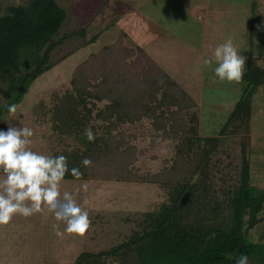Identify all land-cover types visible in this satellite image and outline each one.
<instances>
[{"label":"rangeland","instance_id":"1","mask_svg":"<svg viewBox=\"0 0 264 264\" xmlns=\"http://www.w3.org/2000/svg\"><path fill=\"white\" fill-rule=\"evenodd\" d=\"M55 1L66 10L67 20L63 25L64 31L74 26L73 23L77 27L80 23L81 29L84 30V39L88 44L77 49L67 58L59 60L52 68L36 78L25 92L23 101L16 106V111L7 112L0 121V129L5 130L9 125L31 127L34 135L29 147L51 155L68 148L77 147L84 150L87 147V138L82 134L59 137L52 129L50 116L42 118L39 114L35 115L34 106L44 101L47 109L51 104L58 103V96L66 94L67 91L75 93V90L81 91L82 97L90 101L92 98L87 97L88 94L85 91L97 93L100 80L91 76V70H83L90 76V79H75L73 83L70 79L72 61L78 60V55L82 56L80 62L90 58L91 54H97L98 57L92 59L95 66H99L101 60L105 61L106 58L109 59V63H112L114 53L109 52L117 49V44L128 50V44H130L129 39L122 34L123 32L118 31L112 25L105 26L102 31H99L103 25L111 21L109 10L108 12L103 10L108 7L104 8L105 3L101 5V0ZM226 1L223 0L216 7L224 6ZM238 1L234 6L226 5L218 18H214L213 30L212 32L208 30L204 45H202L204 49L201 59H199L201 50H198L201 46H192L189 38L193 37L168 34L148 45L153 48L152 53L156 54L153 58L162 70L173 76V80L185 89L182 88L190 98L191 95L195 98V100L192 99L193 105L192 103L184 104L186 108L182 112L183 115L186 112L189 114L184 117L187 120V126L195 125L191 149H195L198 153L207 146L206 144H209L208 138L214 139V147L210 152L209 160L202 163L199 168L200 172H203L201 189L216 197L223 205L228 200L230 189L238 188L240 184L242 149L240 143L245 136L244 130L247 125L245 122L241 125L242 119L239 118L230 122L226 133L220 134L219 130L228 119L236 101L246 93L252 106H255L252 110L250 109L247 138L244 142L245 150L250 154L248 159L252 163L249 164L247 187L255 196L257 191L264 189L262 188L264 187V82L247 92L248 84L245 79L239 82L220 81L213 73L215 62L209 67L203 65V59L211 56V50L231 37L238 51L246 57L245 71L248 60L252 56H259L252 60L258 66L264 67V57L258 54L264 53V25L257 24L250 32V16H248L250 13L246 6L249 7L251 3H248V0L246 4L243 0ZM26 2L27 0H0V15L6 12L9 5ZM138 2L140 0H134L135 8L139 6ZM124 7L125 4L121 8ZM258 8L259 10L253 8L252 13L254 14L251 16L263 18L264 6L259 5ZM109 40H111V46L107 44ZM103 48L111 50L107 49L108 53L105 54L102 53ZM128 61L120 60L119 66L123 78L130 76L129 73L133 71ZM114 69L115 66L111 67L109 73L114 75L115 79H107L109 84L107 88L111 91L104 89V92H106L105 96L118 100L119 97L126 95L124 91H117V83L122 79ZM200 70H202L200 72L202 76H199ZM109 73L107 78H109ZM118 78L120 81L115 83ZM132 87L141 88V85L139 82L134 83L133 86H129L130 90ZM131 92H127L128 97L132 94ZM108 103L106 99L96 101L92 113L95 114L99 108L102 109ZM78 109H82L81 104ZM190 114L195 115L194 121L189 118ZM107 123L108 120L102 122L98 119L95 123L98 132L105 131ZM235 127L239 128L237 132H234ZM117 129H122L120 133L123 137L120 141L123 143L119 150L126 155L129 153L127 158H123L126 159L124 163L129 170L133 169L141 177L159 175L167 176V179L175 178V180L184 178L185 174L174 168L178 158L176 149L181 137L177 139L166 136L163 131L154 129L152 122L145 116L141 120L125 122L117 126ZM112 132L115 133V130L113 129ZM195 138H200L201 141L197 143ZM107 167L109 168V165ZM96 170L91 171L93 174H87L90 175L89 178H64L60 184L61 197L64 191L70 192L77 204L88 213L90 225L84 234L65 232V222L58 221L47 207L27 217L15 214L8 224L0 225V264H71L80 253H98L109 250L131 237L132 232L140 230L139 222L145 212L158 210L161 203H166L168 200L169 188L160 182L117 179L106 170L93 178L94 173L98 171ZM258 172L263 173L262 176H258ZM194 179L197 180V175L193 177ZM84 185L86 187H83ZM224 209L221 212L227 215L230 210L228 207ZM58 232L61 234L58 235ZM249 236L256 242L264 240V219L250 229ZM262 247L264 248V244ZM106 264H121V261L109 257Z\"/></svg>","mask_w":264,"mask_h":264},{"label":"trees","instance_id":"2","mask_svg":"<svg viewBox=\"0 0 264 264\" xmlns=\"http://www.w3.org/2000/svg\"><path fill=\"white\" fill-rule=\"evenodd\" d=\"M66 20L65 10L55 0H27L24 4L9 5L6 12L0 15V121L8 112V105L17 106L23 101L25 92L36 78L59 60L88 44L83 36L84 30L75 23L64 31ZM117 46L114 50L102 49V53H108L107 49L111 50L110 54L114 53L112 63L106 58L95 66L92 59L98 56L91 54L90 58L80 61L72 69L70 79L73 83L75 79H90L83 70H91V76L100 80L97 93L85 91L87 97L92 98L90 101L82 97L81 91H67L58 96V103L51 104L47 109L44 101H40L34 106L33 113L42 118L50 116L52 129L59 137L84 135L89 127L95 134L93 141L86 139L84 150L75 147L53 154L65 155L69 169L78 168L80 171L78 177L69 171L64 178H89L87 174H93L91 171L97 169L92 176L96 178L106 170L117 179L160 182L169 188L168 200L161 203L158 210L145 212L139 222L140 230L132 232L131 237L109 250L80 253L71 264H106L109 257L121 261V264H236V258L241 253L248 256L249 264H264V241L256 242L249 236L250 229L264 219V189L259 192L256 189L255 196L247 187L249 159L244 142L251 112L247 93L236 101L219 130L220 134L226 133L230 122L239 118L242 119L241 125L244 122L247 125L240 143V184L238 188L230 189L228 200L223 205L201 189L203 172L199 168L209 160L214 139L208 138L209 144H205L209 147L205 146L198 153L191 149L195 125L187 126L184 117L189 114L186 112L183 115L182 112L186 108L184 104L193 105V100L140 48L128 47L127 50L124 46ZM119 59L128 61V64L130 62L133 71L130 70L127 78H123ZM252 59L253 56L248 60L242 77L247 81V92L264 82V67L258 66ZM114 66L122 79L115 80V83L120 81L117 91H124L126 95L118 100L105 96L104 92V89H109L107 79H115L109 73ZM138 82L141 88L132 87L130 90L129 86ZM127 92L132 93L130 97ZM102 99L109 103L92 113L95 102ZM80 104L82 109H78ZM144 116L152 122L154 129L163 131L166 136L181 137L174 168L181 170L184 178L141 177L126 167V159L123 158H127L129 153L126 155L119 150L123 134L117 126L141 120ZM194 117V114L189 116L193 121ZM98 119L102 122L108 120L106 130L101 133L95 125ZM238 130L236 128L234 132ZM195 139L197 143L201 141L200 138ZM85 157L92 161L91 165L81 163ZM196 175L197 180H193ZM225 207L230 210L227 215L222 213Z\"/></svg>","mask_w":264,"mask_h":264},{"label":"clouds","instance_id":"3","mask_svg":"<svg viewBox=\"0 0 264 264\" xmlns=\"http://www.w3.org/2000/svg\"><path fill=\"white\" fill-rule=\"evenodd\" d=\"M261 24L264 25V21ZM213 62L214 76L220 81L242 79L246 57L238 51L231 37L216 45L211 56L203 59L205 67ZM7 110L14 113L16 105H8ZM33 135V129L28 126L9 125L6 130L0 129V225L8 224L15 214L27 217L47 207L58 221L65 222V232L84 234L90 225L87 211L77 204L70 192L64 191L62 197L60 193L65 174L70 171L78 177L79 169H69L63 154H44L30 148ZM84 135L89 141L95 139L90 127L85 129ZM81 163L89 166L92 161L85 157ZM236 264H249L248 256L241 253Z\"/></svg>","mask_w":264,"mask_h":264},{"label":"crops","instance_id":"4","mask_svg":"<svg viewBox=\"0 0 264 264\" xmlns=\"http://www.w3.org/2000/svg\"><path fill=\"white\" fill-rule=\"evenodd\" d=\"M72 1L78 2L79 0ZM229 1L230 0H227L224 6L221 5L218 8L216 6H219L220 2H223V0H140V2H138L139 6L135 8L134 0H108V2L107 0H101V5L105 3L104 8L106 6L108 7L103 10L107 12L109 10L111 21L109 20L99 31H102L105 26H114L115 29L123 32L122 34L129 39V48H140L142 53L147 54L155 63L156 61L153 57H156V54L152 53L153 48L148 47L149 44L157 42L159 38L168 34L171 36L173 34L174 36L193 37L189 39L193 47L196 45L198 47L201 46L198 49L201 50V54L199 55V59H201L204 49L202 45H204L203 43L205 42V36L208 30L211 32L213 30L212 23L215 20L214 18H218V15L223 12L222 9L226 5L234 6L239 2L238 0ZM243 1L246 4L247 0ZM87 2H89V0ZM229 3H231V5H229ZM248 3H251V5L249 7L245 6L248 8V13H250L248 16H250L249 29L251 32L257 24L262 25L261 22L264 21V16L263 18L252 17L251 14H254L252 10L253 8L259 10L258 6H264V2L263 0H248ZM123 4H125V7L121 8ZM63 10H65V8H63ZM79 25L82 26L80 23ZM98 33L96 34L97 36ZM110 42L111 40L107 43L109 46H111ZM252 46H254V44ZM258 54L264 57V53ZM175 57L176 56H174V58ZM77 58L78 60L72 61V69L77 65L82 56L78 55ZM158 66L161 68L160 65ZM200 69H202V67ZM200 72H202V70L199 71V76H202ZM165 73L167 74V72ZM167 75L174 79L170 74ZM191 99L195 100L192 95ZM250 105L252 110L255 106H252V102H250ZM197 107L199 108V104H197ZM249 155L248 153V156ZM249 164H252L250 160ZM258 174V176H262L263 173L261 174V172H258Z\"/></svg>","mask_w":264,"mask_h":264}]
</instances>
